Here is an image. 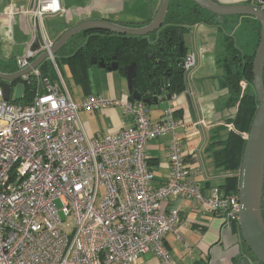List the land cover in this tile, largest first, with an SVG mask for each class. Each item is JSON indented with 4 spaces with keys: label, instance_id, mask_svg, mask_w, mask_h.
Here are the masks:
<instances>
[{
    "label": "built area",
    "instance_id": "built-area-1",
    "mask_svg": "<svg viewBox=\"0 0 264 264\" xmlns=\"http://www.w3.org/2000/svg\"><path fill=\"white\" fill-rule=\"evenodd\" d=\"M251 1L264 9V0ZM76 11L60 0H32L30 7L10 3L0 12V43L13 39L17 25L27 35L22 53L13 58L16 72L45 56L12 84L30 89L26 105L12 101L11 93L4 101L0 87V264H135L149 252L160 264H179L163 244L182 223L179 208L163 210V203L192 200L200 210L238 224V191L213 189L205 196L197 186L178 136V94L171 95L157 122L139 101L98 94L72 101L46 21L71 18ZM42 62L54 77L41 73ZM194 66L195 55L186 54L184 73ZM108 107L120 108L132 125L116 134L89 135L78 114ZM163 136L170 137L169 175L156 187L146 149Z\"/></svg>",
    "mask_w": 264,
    "mask_h": 264
},
{
    "label": "crops",
    "instance_id": "crops-1",
    "mask_svg": "<svg viewBox=\"0 0 264 264\" xmlns=\"http://www.w3.org/2000/svg\"><path fill=\"white\" fill-rule=\"evenodd\" d=\"M210 1L225 7H255L251 0ZM31 2L32 0H0V11L10 3L30 7ZM139 2L142 4L135 13L125 14V4ZM160 2L161 0H60L63 8L77 9L79 13L76 11L71 18L48 19L46 25L50 28V24L60 22L58 37L54 39L56 41L72 25L86 21L108 20L122 26L141 28L155 17ZM189 3L191 2L188 0L181 1L185 6ZM262 12L264 13V9ZM206 15L209 17L211 14L206 13ZM243 23L252 27L244 34H237L239 39L246 37L245 43L238 41L237 37L230 41V49L238 52L243 63L244 58L254 57L260 39L261 25L254 17L224 16L215 18L211 23L184 26L185 55L188 53L195 55V66L184 75L182 91L178 93L174 107L182 120L178 136L182 142L183 157L197 186L205 196H209L213 189L222 186L225 179L230 176L229 172L215 165L213 158L214 153L223 148V143L231 131L230 120L236 111V106L228 102L229 90L222 78L224 67L221 60L228 55L230 44L226 45V38L228 39L229 36L221 32V26H227L229 29L233 27L232 31L237 32ZM62 32L64 33L59 35ZM22 49V47L14 49V52L8 55L5 54L6 49L0 50L1 76L16 73L13 58L20 55ZM101 69L105 72L107 80L104 90L97 93L83 90L79 95L70 94L74 103H79L84 97L95 94L105 98L129 99L127 89L122 86V78L119 76L123 77V73H112L104 68ZM166 107L167 103L149 107L151 122H157ZM78 119L89 135L96 136L116 134L122 128L132 125L131 118L125 116L118 107H108L95 112H80ZM169 141V136H163L150 141L147 145L148 166L153 174L152 185L156 187L163 184L169 175L166 156ZM171 207L179 208L182 222L177 226V232H169L163 238L164 247L174 261L179 264H255L244 250L238 224L226 222L217 213L200 210L192 200L171 198L162 205L163 210ZM135 264H160V262L149 252L141 255Z\"/></svg>",
    "mask_w": 264,
    "mask_h": 264
},
{
    "label": "trees",
    "instance_id": "trees-1",
    "mask_svg": "<svg viewBox=\"0 0 264 264\" xmlns=\"http://www.w3.org/2000/svg\"><path fill=\"white\" fill-rule=\"evenodd\" d=\"M181 1L182 0H170L163 27L157 32L145 36H123L102 31H84L70 38L60 51L65 53V60L68 62L72 74L77 78L78 83H80L81 80L78 73H86V68L91 65V58H96L97 60L103 59L106 62V66L110 65L107 63L108 61L116 63L119 69H121V71H119L121 73H123L122 69L126 65L135 62L136 88L143 97L152 98V94L157 88V80L161 77V72H156L154 63L157 59L168 58L170 55L169 47H164L163 45V41L167 38V32L170 30H183L185 25L211 23L216 18L213 15H209V17L204 16V11L193 3H189V7L184 8L183 11L185 12L182 13L181 6L185 5H182ZM150 21L151 20L145 25ZM78 24L72 25L67 30L74 28ZM229 44L230 39L226 38V45L228 46ZM230 47L231 44L228 47V55L221 60L222 66L224 67L222 78L224 85L229 90L228 102L236 106V111L233 118L230 120L232 128L223 143V148L215 152L213 157L217 167H221L230 173V176L225 179L224 184L218 188L223 194H232L238 191V173L245 146L244 136L247 135L250 129L258 107L252 86L253 58L252 56L244 58V62L242 63L238 52L234 49H230ZM161 48L163 50L160 51ZM113 58L115 59L112 60ZM165 67L166 65L164 64V68ZM161 68L164 69L163 63L161 64ZM75 69L77 71H75ZM39 70L43 75L54 77L53 70L46 62H42L39 65ZM240 82L246 84L243 93H240ZM262 82L264 85V66L262 71ZM176 84L177 86H172L171 90L167 93L172 95L173 93L178 94L181 92V77ZM31 94L30 89L25 87V94L21 103L26 105L30 100ZM128 98L131 100L129 96ZM263 208L264 177L261 199V213L264 222ZM243 246L245 252L255 261L244 244Z\"/></svg>",
    "mask_w": 264,
    "mask_h": 264
},
{
    "label": "water",
    "instance_id": "water-1",
    "mask_svg": "<svg viewBox=\"0 0 264 264\" xmlns=\"http://www.w3.org/2000/svg\"><path fill=\"white\" fill-rule=\"evenodd\" d=\"M202 11L209 13L216 18L232 15H249L254 17L261 25L260 39L252 61V86L258 104L256 114L253 118L250 129L245 138L242 161L238 174V197L240 203L238 227L242 243L255 259V264H264V222L261 213V199L264 177V85L262 82V70L264 66V13L256 7L251 6H218L210 0H188ZM170 0H161L155 17L141 28L127 27L111 23L106 20L86 21L78 24L74 28L66 31L54 44L52 52L59 51L70 38L84 31H102L123 36H145L158 31L164 23L167 7ZM179 47L184 45L182 30H179ZM37 44L33 50L37 49ZM186 49V48H185ZM175 54L171 52V57ZM176 55V54H175ZM44 55L37 58L30 68H35L44 59ZM113 58L112 60H114ZM172 63V58L169 59ZM90 64H96L108 72L121 71L116 63L106 66L103 59H90ZM177 68L173 72L179 71L181 79H184L182 68L183 60L176 61ZM171 66V64H170ZM29 68V69H30ZM16 72L11 75H0V87L3 90L4 101H9L12 84L25 72ZM123 76L126 80L128 96L133 101H139L148 107L166 103L170 100L171 94L162 89V85L167 80H157L159 88L152 94V98L143 97L136 88V63L131 62L123 69ZM162 84V85H161ZM158 86V85H157ZM25 88L22 84L14 86V102H19L24 94Z\"/></svg>",
    "mask_w": 264,
    "mask_h": 264
},
{
    "label": "rangeland",
    "instance_id": "rangeland-1",
    "mask_svg": "<svg viewBox=\"0 0 264 264\" xmlns=\"http://www.w3.org/2000/svg\"><path fill=\"white\" fill-rule=\"evenodd\" d=\"M141 2L139 3H131V4H125V9H126V15H130L135 13V11L141 6ZM182 7V13L185 12L183 11L184 8H188L189 4L185 7V6H181ZM1 12V11H0ZM204 16H208L206 15V13L204 12ZM152 19V18H151ZM50 28L48 27V31L50 36H52L53 40L55 38L58 37V33L60 31V22L57 21L56 23L50 24ZM14 29V37L12 40H5L2 43H0V50L4 51V49H6L5 54L8 55L12 52H14V49H18V48H23V44L25 43L26 39H27V35L22 31L21 27L18 25L16 26ZM222 33H227L230 41L234 38L237 37V34H244L248 31H250L252 29V27L249 24L244 25V23L242 24L241 28L239 30L236 31H232V28L229 29V27L227 26H221ZM224 28V29H223ZM215 30V29H213ZM16 31V33H15ZM20 32V33H19ZM216 32V31H213ZM63 33V32H62ZM59 34V35H62ZM235 33V36L233 37V34ZM21 34V35H20ZM237 40L240 42L245 43L246 37H244V39H239L237 37ZM55 41V40H54ZM9 42V43H8ZM8 47V48H6ZM55 58H56V63H57V67L59 72L61 73L63 80H64V84L65 87L67 88L68 92L70 94H74L77 93L78 95L80 94V92L83 90H87V91H91L93 93H97V92H101L104 90V88L106 87V77H105V72L96 64L90 65L86 68V73L83 72H79L78 75L80 76L81 80L80 83H78L77 78L73 76L72 71L70 69V66L68 64V62L65 60V53L63 51H57L55 53ZM51 69H53L51 67ZM75 71H77L75 69ZM112 73H120L118 71H112ZM122 82V86L124 87V89H126V80L124 78V76L122 77L121 75H119ZM245 83H241L239 84V88H240V93H243V91L245 90V87L243 86ZM246 86V85H245ZM14 97V87L12 88V92H11V99H13ZM22 103L19 101L18 105H21ZM160 105V104H159ZM163 105V103L161 104ZM155 106H151L150 108H153ZM149 109V108H148Z\"/></svg>",
    "mask_w": 264,
    "mask_h": 264
},
{
    "label": "flooded vegetation",
    "instance_id": "flooded-vegetation-1",
    "mask_svg": "<svg viewBox=\"0 0 264 264\" xmlns=\"http://www.w3.org/2000/svg\"><path fill=\"white\" fill-rule=\"evenodd\" d=\"M162 27L160 29H162ZM167 33H168L166 36L167 38L165 41H163V45H164V47H169L170 55L168 56V58L157 59L154 63L156 72H161V75H160L161 77H159L160 82H163L161 80H165V79L167 80L166 82L163 83V85L161 84L162 85L161 90L165 91L166 94L168 91L171 90L172 86H175V85L177 86L176 83L180 79L179 71L173 72L172 69L177 68V65L175 64V62L176 61H179V62L182 61L183 58L185 57V52H186L185 42H184L182 49L179 47V42H180L179 30H170ZM182 34H183V40H184L185 28H183ZM161 50H163V49L161 48L160 51ZM171 52H174L176 55L173 54V56L171 57ZM170 58H172V63H169ZM107 63L110 65L114 64V63H111V61H108ZM162 63H163V68H164V64L166 65V67L164 69L161 68ZM170 64H171V66H170ZM151 73H154V72H151ZM157 85L158 86H157L156 90L159 88L160 84H157Z\"/></svg>",
    "mask_w": 264,
    "mask_h": 264
}]
</instances>
